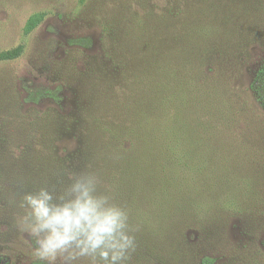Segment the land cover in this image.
Segmentation results:
<instances>
[{"label":"rangeland","instance_id":"374dc122","mask_svg":"<svg viewBox=\"0 0 264 264\" xmlns=\"http://www.w3.org/2000/svg\"><path fill=\"white\" fill-rule=\"evenodd\" d=\"M186 1L0 0V52L23 46L18 58L0 59V264L40 261L34 255L35 242L22 225L24 194L41 187L57 196L66 192L73 179L61 177L57 158L79 150L78 161L83 157L89 165L95 151L91 146L93 116L101 111L119 107L120 117L126 116L128 124L135 125L123 107L127 73L139 68V23L161 21L170 31L177 24L183 42L188 38L184 37L185 24L202 19L194 16L199 15L197 9ZM33 18L39 24L26 32V24ZM79 38L89 41L70 42ZM256 42L260 45L252 52L243 87L264 63V36H256ZM45 88H60L62 99H27L31 90ZM248 98L250 116L242 120L248 127H241L238 120L227 142L224 133L222 144L219 142L229 160L207 161L200 189L188 190L179 198V205L172 196L168 205L156 203L163 223L171 225L174 219L184 218V231L176 230L175 235L190 246L189 260L152 257L147 248L150 244L141 245L129 226L135 237L134 250L148 255L127 259L126 264H203L205 257L212 258L213 264H264V109L254 97ZM211 168H217V175L204 178ZM135 171L139 174L138 168ZM61 181L66 182L65 188ZM143 234L151 244L156 240L154 227ZM56 264L62 261L58 259ZM71 264L93 261L78 257Z\"/></svg>","mask_w":264,"mask_h":264},{"label":"trees","instance_id":"16d2710c","mask_svg":"<svg viewBox=\"0 0 264 264\" xmlns=\"http://www.w3.org/2000/svg\"><path fill=\"white\" fill-rule=\"evenodd\" d=\"M186 2L197 9L194 12L199 15L194 16L202 19L185 24L184 37L188 38L183 42L177 24L170 31L161 21L151 24L149 19V23H139V68L127 73V102L123 107L126 115L134 118L131 122L135 125H129L126 116L120 117L119 107L101 111L93 116L95 135L91 146L95 151L89 165L83 157L78 161L79 150L74 155L57 158L61 177L69 180L82 173L91 174L97 180L95 195H106L125 210L131 208L129 226L135 229L141 245L150 244L149 255L161 261L166 258L171 261L170 257L189 260L190 246L184 238L175 235L176 230L184 231V218L174 219L171 225L163 223L156 203L168 205L172 196L179 205V198L188 190L200 189L199 181L203 179L207 161L229 160L222 152V135L227 142L226 137L240 119L241 127H248L242 121L250 116L248 96L254 97L264 109L263 62L243 87L252 52L260 45L256 36H264V0ZM207 6L210 7L205 11ZM176 19L178 22L179 18ZM38 24L36 18L29 20L26 32ZM87 40L79 38L70 42L81 44ZM22 52L23 46L3 50L0 59H16ZM60 90H31L27 99L51 98L58 102L62 99ZM121 118L125 121L119 122ZM215 175L217 168H211L204 178ZM61 187H66L65 181H61ZM171 212L175 217L178 215ZM147 227L148 230L154 227L156 240L152 244L143 234ZM146 255L134 250L128 259H145ZM203 264H213V259L205 257Z\"/></svg>","mask_w":264,"mask_h":264},{"label":"clouds","instance_id":"9594fccd","mask_svg":"<svg viewBox=\"0 0 264 264\" xmlns=\"http://www.w3.org/2000/svg\"><path fill=\"white\" fill-rule=\"evenodd\" d=\"M96 183L94 176L82 173L59 196L47 187L24 194L22 225L35 242L38 260L71 264L90 257L93 264H126L135 249L128 213L108 196L95 195Z\"/></svg>","mask_w":264,"mask_h":264}]
</instances>
